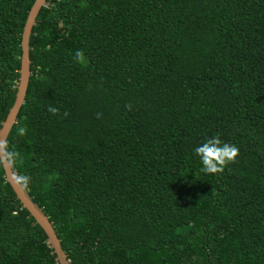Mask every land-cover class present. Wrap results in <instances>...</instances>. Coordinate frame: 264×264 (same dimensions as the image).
I'll return each mask as SVG.
<instances>
[{"label":"trees","instance_id":"trees-1","mask_svg":"<svg viewBox=\"0 0 264 264\" xmlns=\"http://www.w3.org/2000/svg\"><path fill=\"white\" fill-rule=\"evenodd\" d=\"M35 1L0 0V129ZM29 45L7 142L70 264H264V0H49ZM0 264H59L3 167Z\"/></svg>","mask_w":264,"mask_h":264},{"label":"water","instance_id":"water-1","mask_svg":"<svg viewBox=\"0 0 264 264\" xmlns=\"http://www.w3.org/2000/svg\"><path fill=\"white\" fill-rule=\"evenodd\" d=\"M49 0H36L33 4L27 22L25 24L22 33V56H21V69H20V80L18 84L17 98L14 106L10 110L7 119L2 124L0 129V139H8L10 132L12 131L14 125L17 123L18 115L22 106L25 103L30 79H31V60H30V36L32 34V29L36 25V19L40 10L47 6ZM6 174V179L13 188L18 200L21 202L23 208L27 209L36 222L44 229L47 234L48 243L54 250L57 256V261L59 264H70V260L62 247L61 240L58 234L50 222L49 217L44 213V211L35 204L29 196L28 191L25 188L18 187L12 177L16 175L13 171L12 166L3 167Z\"/></svg>","mask_w":264,"mask_h":264},{"label":"clouds","instance_id":"clouds-1","mask_svg":"<svg viewBox=\"0 0 264 264\" xmlns=\"http://www.w3.org/2000/svg\"><path fill=\"white\" fill-rule=\"evenodd\" d=\"M75 60L79 63L85 62V57L82 51L75 53ZM126 107L131 110V105ZM58 109L53 106L48 107L50 114H58ZM67 115V113H65ZM101 118V114H97V119ZM17 134L23 136L26 134L25 127H19ZM195 155L200 158L202 168L200 171L205 174H221L225 168L234 163L239 156V149L233 144L222 142L220 136L217 134L215 137L207 139L202 145L198 146L194 150ZM19 153L9 149V145L6 139H0V167L13 166ZM14 183L21 188H26L30 182V177L26 175L16 174L12 177Z\"/></svg>","mask_w":264,"mask_h":264}]
</instances>
